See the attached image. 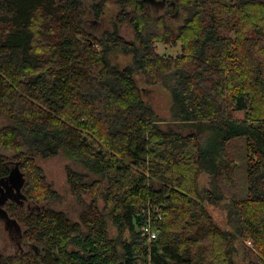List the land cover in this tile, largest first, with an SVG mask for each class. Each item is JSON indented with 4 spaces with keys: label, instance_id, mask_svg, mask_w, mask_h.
Masks as SVG:
<instances>
[{
    "label": "trees",
    "instance_id": "obj_1",
    "mask_svg": "<svg viewBox=\"0 0 264 264\" xmlns=\"http://www.w3.org/2000/svg\"><path fill=\"white\" fill-rule=\"evenodd\" d=\"M108 1L94 2L95 17ZM113 1L116 22L95 37L83 0H0V181L15 161L38 207L13 201L28 250L0 252V264H264V0ZM171 41L182 53L166 58L156 43ZM113 52L133 60L119 66ZM138 72L171 92L169 121ZM61 151L86 168L67 167L71 190L91 197L82 222L52 206L61 195L37 163ZM229 195L236 228L206 206ZM156 206L149 241L143 210Z\"/></svg>",
    "mask_w": 264,
    "mask_h": 264
},
{
    "label": "rangeland",
    "instance_id": "obj_2",
    "mask_svg": "<svg viewBox=\"0 0 264 264\" xmlns=\"http://www.w3.org/2000/svg\"><path fill=\"white\" fill-rule=\"evenodd\" d=\"M96 0H83L84 2V9L85 13V31L86 33L93 35L95 37H99L103 34V32L107 29H112L113 24L116 22L115 17L119 10V6L113 1L109 0L106 2L104 13L100 17H95L92 12V5ZM164 10L158 9L156 13L159 14ZM164 12V11H163ZM182 13V12H181ZM171 24L173 27H177L183 20V16H172ZM151 29H155V25L152 23ZM119 30L122 35H124L128 39H132L134 37V30L128 23H121L119 25ZM156 50L164 57H177L182 53V43L179 41H171L169 43L165 42H158L156 43ZM111 58L113 62L117 63L119 66H125L128 63H131L133 58L132 56H124L119 53L113 52L111 54ZM137 82L141 87H146V96L148 100L153 105L155 111L159 115L158 117L162 119L161 121H169L171 118V104H172V96L171 92L162 85H148L145 83L144 77L141 75L140 72L136 73ZM236 116L238 118H243V112H236ZM5 122V119L0 117V126ZM171 122V121H170ZM162 125L165 126L163 123ZM204 136L199 134V139L203 140ZM92 141V139H91ZM95 148H98L99 144H93ZM16 160V158H13ZM37 163L43 168L44 173L46 175V179L49 183L53 185V188L56 189L61 197L58 201L52 203V206L63 210L68 217L72 221H79L82 222V216H84V211H86L87 206L85 204L90 202L91 197L88 194H77L74 193L70 185L67 181V167H72L78 171H86L85 166L78 160L68 154V152L61 151L58 155L51 157V158H40L37 157ZM236 164H240L239 160L235 159ZM15 161L13 162L12 166H15ZM210 174L206 172H202L199 175V182L201 186H210ZM211 187V186H210ZM9 187H5L7 189ZM13 195L17 194L18 199L21 200L22 205L25 207V210L28 212H35L37 211L38 207L34 202L28 201L23 196L19 195L18 192V185L11 188ZM1 192V191H0ZM14 198V196L12 197ZM231 202V196H227L226 200H223L217 204H208L206 203L208 211L211 213L214 220L222 227L226 228H236L238 226V222L236 217L232 215V218L229 217V208L227 207ZM10 200L6 199L5 204H1L0 208L3 211H7V209L13 212V208L10 205ZM99 209L106 213L104 210V202L103 200H99ZM100 210V211H101ZM12 217L13 215L10 214ZM8 217L1 214L0 215V252L5 255L16 254L17 252H25L28 250V245L23 241L19 244V235L17 232H21L24 230L25 225L14 222L16 224V229L12 228L13 225L8 224ZM91 217V216H90ZM13 221V220H12ZM109 235L116 237L118 235L117 228L113 225V223L109 220ZM22 229V230H21ZM128 232L124 234V238H126ZM21 236V235H20ZM248 245H252L251 240H247ZM22 244V245H21ZM238 264H246L243 259L238 255L237 256Z\"/></svg>",
    "mask_w": 264,
    "mask_h": 264
},
{
    "label": "flooded vegetation",
    "instance_id": "obj_3",
    "mask_svg": "<svg viewBox=\"0 0 264 264\" xmlns=\"http://www.w3.org/2000/svg\"><path fill=\"white\" fill-rule=\"evenodd\" d=\"M12 169H11V172L10 174L3 178L1 181H0V205L2 204H5L6 202V199L9 201L10 200V205L11 206L14 202L13 201H21L20 199H18V195L15 194L13 195L11 188L12 187H15V185H18V192H19V195L23 196L21 193H22V189H23V185H24V175L23 177H19V174L16 172V165L15 166H12ZM23 181V182H22ZM22 182V183H21ZM9 187L7 189H5V187ZM14 196V198H12ZM24 198V196H23ZM3 214V215H9L8 217V224L11 226L13 225L12 228L16 229V224L14 222H17L14 217L10 216V211L7 209V211H3L1 208H0V215ZM13 220V221H12ZM22 230V229H21ZM22 232V231H21ZM21 232H17V234L19 235V240L21 239ZM23 241H19V244L22 243ZM22 245V244H21ZM21 251V250H20Z\"/></svg>",
    "mask_w": 264,
    "mask_h": 264
},
{
    "label": "built area",
    "instance_id": "obj_4",
    "mask_svg": "<svg viewBox=\"0 0 264 264\" xmlns=\"http://www.w3.org/2000/svg\"><path fill=\"white\" fill-rule=\"evenodd\" d=\"M155 214L152 211L143 210L145 216L144 223L142 224V230L147 235L149 241L158 237V230L153 226L155 220H161L163 218L162 212L158 206L154 209Z\"/></svg>",
    "mask_w": 264,
    "mask_h": 264
},
{
    "label": "water",
    "instance_id": "obj_5",
    "mask_svg": "<svg viewBox=\"0 0 264 264\" xmlns=\"http://www.w3.org/2000/svg\"><path fill=\"white\" fill-rule=\"evenodd\" d=\"M91 43H92V41H91ZM84 138H86V137H84ZM100 151H102V150H100ZM15 169H16V172L19 174V177H23L24 174L20 171L18 165H16ZM22 182H23V181H22ZM22 182H21V183H22ZM56 257H57V255H56Z\"/></svg>",
    "mask_w": 264,
    "mask_h": 264
}]
</instances>
